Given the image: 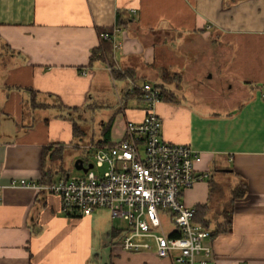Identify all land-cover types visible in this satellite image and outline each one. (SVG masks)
<instances>
[{
  "label": "crops",
  "instance_id": "1",
  "mask_svg": "<svg viewBox=\"0 0 264 264\" xmlns=\"http://www.w3.org/2000/svg\"><path fill=\"white\" fill-rule=\"evenodd\" d=\"M105 34L111 64L91 61ZM1 47L0 264H93L101 255L105 264H174L125 251L128 227L116 226L106 209L68 217L60 196L9 187L13 180L52 184L67 174L77 122L65 109L89 106L100 69L128 73L120 96L126 123L141 121L146 108L143 95L126 99L129 83L174 94L155 105L162 137L198 151L196 172L209 177L182 194L195 210L209 206L212 255L196 264H264V0H0ZM165 70L183 77L185 94L162 81ZM114 125L110 143L124 136L113 141ZM214 168L218 183L231 175L234 189L247 185L231 207L234 189L227 200L220 184L215 192ZM225 210L232 223L217 233ZM105 235L109 243H100Z\"/></svg>",
  "mask_w": 264,
  "mask_h": 264
},
{
  "label": "built area",
  "instance_id": "2",
  "mask_svg": "<svg viewBox=\"0 0 264 264\" xmlns=\"http://www.w3.org/2000/svg\"><path fill=\"white\" fill-rule=\"evenodd\" d=\"M103 38L112 41L108 34ZM136 88L142 90L147 103L143 119L128 121L118 142L88 146L96 153L91 162L94 167L87 173L47 185L13 180L9 187L38 188L60 196L68 217H90L97 210L109 209L128 222L120 244L125 251H154L159 258H173L174 264H196L199 256L212 255L207 242L212 232L194 222L196 210L182 201V194L208 178L196 172L202 156L188 145L163 139L162 121L155 111L160 89L150 83ZM104 167L107 170L102 175L94 172ZM164 213L176 229L160 236L156 231L163 230ZM174 232L178 235L173 236ZM200 264L208 261L203 259Z\"/></svg>",
  "mask_w": 264,
  "mask_h": 264
},
{
  "label": "rangeland",
  "instance_id": "3",
  "mask_svg": "<svg viewBox=\"0 0 264 264\" xmlns=\"http://www.w3.org/2000/svg\"><path fill=\"white\" fill-rule=\"evenodd\" d=\"M0 49H4V48L1 47ZM94 72L95 75H97L96 78L97 81L92 91L91 99L89 100L90 101L88 104L89 106L79 111L73 109H65L66 115H72L73 120L78 123L79 127L85 133L80 138L76 136L73 148L68 149L66 152L67 157H65L64 159V169L66 170L67 174L70 175L69 177L70 179L79 178L83 175L82 171H78L75 168V163L78 160H85L86 164L87 162L88 163L94 162V156L96 151L94 149H82L81 146L92 145L93 143L95 144L99 142L103 138L102 132L103 129H105L103 124L109 123L111 118H113V124L115 123L114 132L112 134L113 141L120 139L123 133L125 132L126 122H125L124 112L121 106V99H120V96L121 98L124 96L122 93L123 80L115 78L113 74L106 69L105 70L100 69ZM126 75H128V73ZM160 75L163 82L172 84L173 86L177 85L181 93L185 94L188 91L187 89L188 87L186 85H183L184 82H183V77L181 75H176L175 73L172 72L169 73L164 72ZM152 83L154 84L155 81H152ZM129 84H130L129 88L132 89L129 90L126 89L127 93L129 92L131 93L132 96L136 95L141 97L143 94L142 90L140 89L139 91H136L134 83L133 84L129 83ZM174 87L176 88V86ZM172 96L174 97V94H172ZM179 99L183 100L184 98L179 97ZM134 104L137 105V103L131 102L130 107ZM143 104H141L143 106L140 107L142 108L147 107V103L144 102ZM106 170H107L106 167L101 169L95 168L94 172L96 174L102 175ZM211 172L213 174L214 181L216 184L214 190L215 192H217L220 190L219 184L221 182L218 183L220 175L215 171V168L211 169ZM60 177H61L60 173L55 176V178H60ZM208 179L209 177L204 179L203 181H207L209 183ZM234 183H235V178L232 177L231 175H228L227 183L225 185L220 184L222 188L221 191L225 193V195L223 196L224 200H227L228 198L227 192H230V190L234 189L235 186ZM106 214L108 216V219L110 218L115 220L116 226L119 225V227H128V222L125 219L120 217H115L109 209L106 211ZM163 215H166L167 217L170 216L168 213H164L161 215L163 230L160 228L156 231V233L160 236L163 234L169 235L176 229V226L170 220V217L165 218ZM98 238L100 243L107 244L110 241L106 235L99 236ZM98 252H100L101 254L103 253V251L100 249L97 250V253ZM150 252L154 253V251H150ZM101 256H103V258L94 259L93 264H105L106 257L105 255H101ZM156 257L159 258L157 255Z\"/></svg>",
  "mask_w": 264,
  "mask_h": 264
},
{
  "label": "trees",
  "instance_id": "4",
  "mask_svg": "<svg viewBox=\"0 0 264 264\" xmlns=\"http://www.w3.org/2000/svg\"><path fill=\"white\" fill-rule=\"evenodd\" d=\"M112 46L113 45H112L111 41H107V40L104 41L103 40L102 48L93 51L92 56H91V61L101 60L105 64H108L110 62L112 63V58H113ZM164 72L169 73L170 71L165 70L162 73H164ZM112 74L115 78H118V79L125 78V76H126L125 74H123L122 72H120L118 70H113ZM176 75H179V74H176ZM156 88L160 89V96H159L160 101H165V100L173 101L172 99H174V97L172 96V94H170L171 92L169 93L164 88V86H156ZM139 90H140L139 88H136V91H139ZM125 97H126V99H131L133 96L131 95V93L128 92L125 95ZM112 125H113V120H110L109 123L105 125V129H103V132H102L103 138L98 142V144H109L110 143V132H111ZM74 133H75V136H78V137L85 134L84 131L79 127V125L77 123L74 124ZM83 161H84L85 166L89 164L87 161H86L87 164L85 163V160H83ZM67 176H68V174H64L62 179H67ZM210 183H212V181ZM246 191H247V185L246 184L238 185L233 190V195H232L231 200L229 201L230 202L229 206L231 207L233 202L236 199L244 197L246 195ZM208 212H209L208 204L198 205L196 208V211H195L194 222L197 224H200L204 227H207V225L209 223L208 220H206V216H207ZM231 213L232 212L225 210L224 226H222V224H220L219 229L217 230V233L222 231V230L223 231L229 230L230 225L232 223ZM177 235H178L177 232L173 233V236H177ZM212 235H213V233H212ZM120 244H121V242H120Z\"/></svg>",
  "mask_w": 264,
  "mask_h": 264
},
{
  "label": "water",
  "instance_id": "5",
  "mask_svg": "<svg viewBox=\"0 0 264 264\" xmlns=\"http://www.w3.org/2000/svg\"><path fill=\"white\" fill-rule=\"evenodd\" d=\"M94 167V165L92 163H89L88 164V167L85 166L84 164V161L83 160H78L76 163H75V168L78 170V171H82L84 173H87L89 171V169H92Z\"/></svg>",
  "mask_w": 264,
  "mask_h": 264
}]
</instances>
